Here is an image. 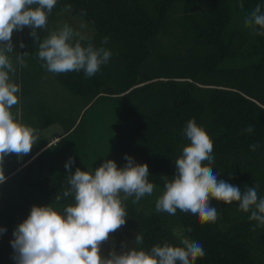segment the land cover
Instances as JSON below:
<instances>
[{"label": "trees", "instance_id": "1", "mask_svg": "<svg viewBox=\"0 0 264 264\" xmlns=\"http://www.w3.org/2000/svg\"><path fill=\"white\" fill-rule=\"evenodd\" d=\"M257 4L264 11V0H57L47 29L37 32L43 39L48 31L68 24L82 32L84 44L110 50L109 62L91 78L83 71L48 72L38 59L31 29L14 31V52L9 55L17 71L10 76L21 91L11 111L37 133L59 127L53 137L60 140H50L23 157L5 156L0 241L13 235L34 205L26 185L46 198L43 205L61 212L72 202L71 197L55 201L70 173L64 168L63 176L56 166L45 168L53 152L75 161L73 173L77 167L89 171L93 167L85 149L88 140L104 134L111 138L118 167L126 164L127 154L136 163H146L149 181L163 188L161 177L172 179L174 160L190 143L183 134L190 119L212 140L211 167L218 180L241 191L258 183V197L264 198V36L244 23ZM63 17L68 20L62 22ZM104 37L107 44H102ZM21 41L24 48L19 47ZM25 51L27 67L21 68L15 57ZM249 125L254 131L244 132ZM252 144L259 147L252 151ZM103 147L97 155L103 154ZM34 161L41 178L23 180L22 173L34 169ZM15 179L19 183L13 187L9 182ZM133 199L124 202L126 223L108 240L150 250L165 242L182 246L180 238L187 237L205 251L195 264H264V226L255 227L257 222L238 209V202L212 200L218 219L201 224L179 209L175 215L158 213L155 200L147 195L135 204ZM136 233L143 236L138 246ZM0 264H8V257L0 255Z\"/></svg>", "mask_w": 264, "mask_h": 264}, {"label": "clouds", "instance_id": "2", "mask_svg": "<svg viewBox=\"0 0 264 264\" xmlns=\"http://www.w3.org/2000/svg\"><path fill=\"white\" fill-rule=\"evenodd\" d=\"M56 3L57 0H0V183L7 179L3 169L5 156L27 155L39 138L34 128L17 119L18 112L11 111L19 103L21 91L10 76L17 71L9 55L14 52L13 32L25 27L31 29L42 67L54 74L83 71L91 78L112 55L103 46L84 44L86 37L68 24L48 31L41 39L37 30L47 29L48 16ZM66 8L70 10L71 6ZM244 23L255 35L264 36L261 5L255 6ZM107 43L108 37H104L102 44ZM19 47H25L23 41ZM27 55V51L17 55L15 64L27 67ZM243 131L252 133L254 126L249 125ZM183 134L190 143L183 146L182 154L174 160L176 171L172 179L161 177L164 185L155 201L156 211L175 215L179 209L201 224L214 223L218 212L212 200L225 204L238 202V209L250 213L248 219L257 222L255 227L264 226V198L258 197L259 184L246 186L241 191L223 179L218 180V174L211 167L213 143L205 129L190 119ZM258 147L259 144H252L250 150ZM125 160L123 167H118L112 159H105L94 171L77 167L73 173L71 166L75 161L69 158L65 163L70 173L67 186L62 194H56L55 201L59 204L71 197L72 202L63 206L62 212L51 204L31 207L27 218L13 232L11 245L16 264H195L202 258L205 255L202 244L187 237L180 238L182 246L165 242L145 250L124 244L119 252L113 249L106 256L101 254V244L126 223L128 214L124 202L134 197L132 203H138L142 197L151 196L155 189L149 181L146 163H136L127 154ZM142 242V234L136 233L134 244L138 246Z\"/></svg>", "mask_w": 264, "mask_h": 264}, {"label": "rangeland", "instance_id": "3", "mask_svg": "<svg viewBox=\"0 0 264 264\" xmlns=\"http://www.w3.org/2000/svg\"><path fill=\"white\" fill-rule=\"evenodd\" d=\"M68 19L67 18H62V22H66ZM82 33V32H81ZM70 95V93L68 92H63V96H68ZM93 119L90 120V123L92 122ZM59 127L54 126L51 129L47 130V131H43L41 133H37L36 135L39 137L38 140L32 145L30 153H34L35 151H37L39 149L40 146H42L43 144H45L46 142H49L50 140L53 139V136L59 132ZM99 135H96V138H89L88 140V145L89 148H85L87 150L88 156L91 158L92 161V166L93 169L89 168V171H94V169L96 167H98L105 159H112L114 160L113 157V152H112V141L111 138L108 137H104V134H101V138L99 139ZM105 145V147H103L102 153L103 154H98V150L101 149L102 145ZM53 156L50 157V160H47L44 163L45 168L48 170L50 167L56 166L55 169L57 170V172L59 173V175H63L66 176V173L64 171L65 168V163L68 161V158L65 154L63 153H59L57 151L52 153ZM59 157V158H58ZM96 158V159H95ZM54 161V162H52ZM98 162V165H97ZM96 163V164H95ZM34 165V169L30 170V172H28L27 170H25L22 174H26L23 178V180L29 181V180H34L37 181L38 179L41 178V176L39 175V169L37 162L34 161V163L32 164ZM72 169V166H71ZM20 178V175L18 177V179ZM18 179H15L11 182H9L13 187L15 185H18ZM26 190L28 195L31 197V199H33L32 203L34 205H38V206H43V204L47 201L46 198L40 193L37 192V190L35 189L34 186L32 185H26ZM34 190L35 194L34 195H30V191ZM156 191L153 192V194L149 197H152L155 201L158 198V196L162 193L163 188L156 186L155 185V189ZM14 238L13 235H7L5 237L2 238V240L0 241V252L6 250V252L0 253L1 256L4 257H8V264H13L12 259L14 256V249L11 245V241ZM122 245H124L123 242H121L120 244H117L116 241L114 240H107L105 242H103L101 244V253L102 254H108L111 250L115 249L117 252H119L122 248ZM16 264V262H15Z\"/></svg>", "mask_w": 264, "mask_h": 264}, {"label": "crops", "instance_id": "4", "mask_svg": "<svg viewBox=\"0 0 264 264\" xmlns=\"http://www.w3.org/2000/svg\"><path fill=\"white\" fill-rule=\"evenodd\" d=\"M53 139H54L55 142L60 140V139L57 138L56 136H55V138L53 137ZM53 139H52V140H53Z\"/></svg>", "mask_w": 264, "mask_h": 264}]
</instances>
